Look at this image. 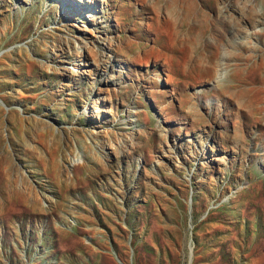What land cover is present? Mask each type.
Returning a JSON list of instances; mask_svg holds the SVG:
<instances>
[{
	"label": "rangeland",
	"instance_id": "1",
	"mask_svg": "<svg viewBox=\"0 0 264 264\" xmlns=\"http://www.w3.org/2000/svg\"><path fill=\"white\" fill-rule=\"evenodd\" d=\"M158 1L0 0V264H264V0Z\"/></svg>",
	"mask_w": 264,
	"mask_h": 264
},
{
	"label": "bare ground",
	"instance_id": "2",
	"mask_svg": "<svg viewBox=\"0 0 264 264\" xmlns=\"http://www.w3.org/2000/svg\"><path fill=\"white\" fill-rule=\"evenodd\" d=\"M161 2V0H159ZM158 1V2H159ZM187 16L188 18H191L192 15L188 12L187 13ZM173 20H166L164 21V23L162 24V26L159 27V29L162 30V32H157V36H159L160 38H163V37H168V33L166 31H164V27L165 26H173V23L172 22ZM199 27H196L194 26L191 27L189 30H186L184 31L183 28L179 29V30H176L174 31V48L181 51V54H183V59L186 58L188 56V52L190 51V47L192 46V44L194 43L193 41V35L196 34V31L200 32L198 30ZM201 34V33H199ZM218 47V45H217ZM165 48H167L166 46H163V47H160V51L164 52L165 51ZM219 48V47H218ZM238 50H241L240 47H237ZM181 59H182V56H181ZM194 61H195V58H194Z\"/></svg>",
	"mask_w": 264,
	"mask_h": 264
}]
</instances>
